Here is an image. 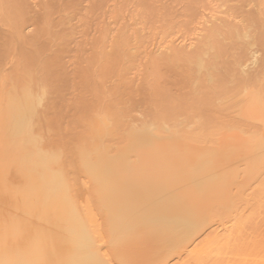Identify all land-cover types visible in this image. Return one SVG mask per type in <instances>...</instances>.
<instances>
[{
	"label": "bare ground",
	"instance_id": "6f19581e",
	"mask_svg": "<svg viewBox=\"0 0 264 264\" xmlns=\"http://www.w3.org/2000/svg\"><path fill=\"white\" fill-rule=\"evenodd\" d=\"M0 264H264V0H0Z\"/></svg>",
	"mask_w": 264,
	"mask_h": 264
}]
</instances>
